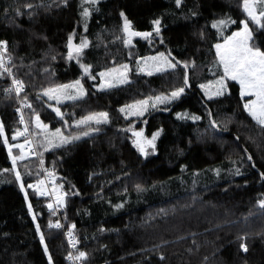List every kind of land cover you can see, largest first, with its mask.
Here are the masks:
<instances>
[{
  "label": "trees",
  "instance_id": "trees-1",
  "mask_svg": "<svg viewBox=\"0 0 264 264\" xmlns=\"http://www.w3.org/2000/svg\"><path fill=\"white\" fill-rule=\"evenodd\" d=\"M126 20L150 35H130ZM243 22L250 44L264 51V21L249 17L244 0H0V38L25 84L19 99L38 151L13 164L24 154L15 144L18 99L0 68V264H70L40 187L47 169L54 191L64 193L60 219L78 238L83 264H264V125L244 107L236 81L213 97L200 87L212 78L216 44ZM69 38L87 42L79 57H70ZM158 52L175 67L137 71V56ZM126 63L129 81L96 88L100 71ZM75 80L82 97L53 104L44 96ZM180 89L142 116L121 113ZM98 112L105 122L73 123ZM37 116L48 129L89 134L48 148ZM142 129L144 153L132 133Z\"/></svg>",
  "mask_w": 264,
  "mask_h": 264
},
{
  "label": "snow or ice",
  "instance_id": "snow-or-ice-1",
  "mask_svg": "<svg viewBox=\"0 0 264 264\" xmlns=\"http://www.w3.org/2000/svg\"><path fill=\"white\" fill-rule=\"evenodd\" d=\"M244 7L245 11L248 12L249 17L256 22L257 24L260 23V18L257 17L252 9V5L250 3V0H244ZM88 12H84V16H87ZM261 17H264V12L260 13ZM156 25H159V21H154ZM220 24H223L224 21H220ZM244 23V28L241 32H237L233 34V37L228 38L224 44H217L215 47L217 49V55L219 57L220 64L223 65V73L224 75L220 78V80L217 82L219 83L222 88L226 87L225 79H231L234 81H238L241 85V96H255L254 100L249 101L244 105V107L249 111V113L253 116L254 119H256L260 124L264 125V52H261L260 50L249 47L247 44L248 38L251 36L250 29L248 28V23ZM215 26V25H214ZM264 27V25H261ZM130 28V23L126 20L125 21V31L127 32ZM156 31L159 32V28H156ZM131 35H150V34H141V33H131ZM240 38V39H236ZM87 47V42L85 41L80 46H73L71 38H69V49H70V57L72 55V52H76L79 54L82 51V48ZM163 55V54H161ZM155 59V58H153ZM125 69L127 68V65L123 66ZM169 67H175V65H169ZM159 70V69H158ZM84 71L87 73L89 69L87 67L84 68ZM111 72L118 71L117 69L110 70ZM151 74V73H149ZM108 75L107 73H100V76ZM120 83H124V79H120ZM14 83L17 85L16 91L20 92L23 90L22 82L20 81H14ZM79 85V81H76L74 85H61L59 88L55 89H48L45 91V95H48L49 98H53L51 96V93L59 92L63 89L73 88L77 87ZM82 87V86H81ZM101 87H112V84L104 85L102 84ZM180 92H183V89H180L178 92H173L172 96L176 97L180 94ZM81 94H83L81 92ZM216 94H222V92H217ZM66 99H75L76 97L73 96H65ZM165 99L162 97H156L157 101H161ZM148 101H140V105H146ZM30 107V105H29ZM129 107H135V106H129ZM57 114L59 115V110L56 109ZM123 111V109H121ZM97 115L104 120L107 119V113H100V114H94L91 116L84 117L83 119L77 121V126L82 124H87L89 121L96 120L97 123L101 122L100 119H97ZM198 119V117H194ZM37 127L38 128H47V125H42L39 121V116H37ZM0 133H2V126H0ZM56 134H60V129L56 130ZM89 133L85 132L83 135L87 136ZM17 135H23V133L18 132ZM135 135L139 136L140 133H135ZM158 135V133L156 134ZM73 139H79V137H73ZM155 139V136H153V140ZM63 142H68L67 138H62ZM5 143H7V140L5 139ZM151 143V141H149ZM140 148V151L143 152V147L137 145ZM11 147H9V152H11ZM16 147H19L21 149L24 148V145H16ZM17 159H24V156L21 155L19 157H12L13 164H15ZM17 178H19V174L17 173ZM42 183V182H41ZM29 187H32V185H29ZM261 207H264V200L260 201ZM51 207V205L49 206ZM56 227H60L59 224L55 225ZM43 239V237H41ZM241 247L244 249V251H247L246 246L241 245ZM85 253L81 252L80 257H83Z\"/></svg>",
  "mask_w": 264,
  "mask_h": 264
},
{
  "label": "rangeland",
  "instance_id": "rangeland-1",
  "mask_svg": "<svg viewBox=\"0 0 264 264\" xmlns=\"http://www.w3.org/2000/svg\"><path fill=\"white\" fill-rule=\"evenodd\" d=\"M250 3L252 5V9H253L254 14L257 17L260 18V23L259 24H262V22L264 21V17H261L260 13L264 12V1L258 2V0H250ZM243 28H244V23H243L241 28H238V29L234 30L230 35L225 37L221 42H219L217 44H224L225 41L228 38L233 37L234 33L241 32L243 30ZM130 35H128L129 39L127 40L128 41L127 45L131 48L134 43L132 42L133 39L131 38ZM236 39H240V38H236ZM250 39H251V36L247 40L248 46L253 48L254 50L258 49V48L253 47L250 44ZM258 50H260L261 52H264L261 49H258ZM216 52H217V49H216ZM161 54H163V55H161ZM74 56L79 57L80 53L77 54L75 52ZM153 58H155V59H153ZM135 61H136V65H137V67H136L137 71L141 72V73H145V74H149V73L152 74V73H155V72H158V71L171 69L173 67H169L170 64L171 65H176V62L171 57H169L165 52H158V53L149 54V55H146V56H137ZM124 65H127L126 69L123 67ZM85 67H87L89 69L88 66L85 65L84 68ZM112 69H117L118 71L111 72L110 70H112ZM129 71H130L129 63L122 64V65L115 66V67H111V68H108V69H104V70L99 72V83L96 84L95 86L98 89L109 88V87H101L102 84L107 85V84L110 83V84H112V86H117V85L123 84V83L119 82L120 79H124L125 80L124 83H126L127 81L130 80ZM100 73H107L108 75H105V76L102 77V76H100ZM211 74H212V78L207 80V81H205V82H203V83H201V85H200L201 90L203 91L204 95L206 97H213V96H216V95H222L224 93H227L229 91V86H228V83H227V79H225L226 87H224V88H222V86L219 83H217L220 80V78L224 75V73H223V65L220 64L219 57H218L217 61L211 67ZM76 81H79V85L77 87L63 89V90H61L59 92L51 93V96L53 97L51 99L49 98L48 95H45V92H44V96H46L49 100H51L53 102V104H60V103L66 102V101L73 100V99H66L65 98L66 95L67 96H73V97H76V98L82 97L86 93V89H85L84 85L82 84V82L80 80H75L73 82H70L69 84L67 83V84H63V85H74ZM236 82L240 85V83L238 81H236ZM56 88H59V87H56ZM178 91L179 90H174V91H172L169 94H159V95H156V96L143 98V99H140V100L125 104V105L120 107V110L123 109V111H121V113L125 117H139V116H142L146 112H148L150 109L158 107V106H160L162 104H165L167 102L172 101L174 98L177 97V96L173 97L172 93L173 92H178ZM218 91L222 92V94H216ZM81 92L83 94H81ZM240 93H241V85H240ZM156 97H162V98H165V99H163L162 102H161V101H157ZM243 99H244V105H245L249 101L254 100L255 96H243ZM140 101H148V103L146 105H140L139 104ZM129 106H135V107H129ZM100 113H105V112L93 113V114H90V115H87V116H91V115H94V114H100ZM107 117H108V115H107ZM83 118H80V119L76 118V119L73 120V123L75 125H77V121H79V120H81ZM97 119H100L101 122H99V123L105 122L107 120V119L104 120L103 118L99 117L98 115H97ZM88 123L98 124L96 122V120L89 121ZM43 129L47 130V132L45 133L46 134L45 141L47 143V147L48 148L65 144V142H63L62 138H67V141L69 142V141L74 140L73 137H77V136L81 137V136H83V133H85L84 131H80V132H76V133H67V132L63 131L60 126L56 127L55 129H48V128H43ZM57 129H60V134H56V130ZM132 133L134 135V143H135L136 147L138 149H140L137 146L139 144V146L143 147V149H144L143 153H144L147 150V147L149 145L148 142H146V140L144 138V130L143 129L142 130H133ZM135 133H140V135L137 136V135H135ZM15 144L24 145L25 141L24 140H20V142H17ZM23 152H24V154H23L24 157L29 156L28 153L24 150V148H23ZM45 183H46V180L43 179V182L41 184H45ZM40 187H41V190L43 192L44 189H45L44 186H40Z\"/></svg>",
  "mask_w": 264,
  "mask_h": 264
},
{
  "label": "built area",
  "instance_id": "built-area-1",
  "mask_svg": "<svg viewBox=\"0 0 264 264\" xmlns=\"http://www.w3.org/2000/svg\"><path fill=\"white\" fill-rule=\"evenodd\" d=\"M6 51V42L5 40L0 38V68L7 73L9 79L8 88L6 89V91L13 93L18 99L16 107V116L19 123L18 132L23 133V135H19V137L25 141L24 150L28 153V155L38 156L33 131L25 112L27 103L19 99V96L25 90V84L23 83L20 77L16 76L11 71V60ZM14 81L22 82V91H16L17 85L14 83ZM43 179L46 180V183L44 184L45 189L43 191V194L49 197L46 202V208L51 214L58 216L57 224H59L60 227L63 229L64 238L67 246L66 258L70 264H83L80 257V253L78 251V238L66 226H64L62 220L60 219V202L64 193L62 190L54 191L53 183L51 181L52 177L50 169L43 170ZM50 205L51 207H49Z\"/></svg>",
  "mask_w": 264,
  "mask_h": 264
},
{
  "label": "water",
  "instance_id": "water-1",
  "mask_svg": "<svg viewBox=\"0 0 264 264\" xmlns=\"http://www.w3.org/2000/svg\"><path fill=\"white\" fill-rule=\"evenodd\" d=\"M129 31V33L131 34V33H141V34H145V33H147V34H149L150 32L149 31H145V32H139V31H137V30H133V29H130V30H128ZM141 37H146L145 35H140ZM68 46H69V43H68ZM186 83L187 84H189V79H188V75H187V77H186Z\"/></svg>",
  "mask_w": 264,
  "mask_h": 264
},
{
  "label": "crops",
  "instance_id": "crops-1",
  "mask_svg": "<svg viewBox=\"0 0 264 264\" xmlns=\"http://www.w3.org/2000/svg\"><path fill=\"white\" fill-rule=\"evenodd\" d=\"M68 84H69V83H68ZM60 86H61V85H60ZM57 87H59V86H57ZM54 88H56V87H52V88H49V89H54ZM47 90H48V89H47ZM45 91H46V90H45ZM45 91H44V92H45Z\"/></svg>",
  "mask_w": 264,
  "mask_h": 264
}]
</instances>
